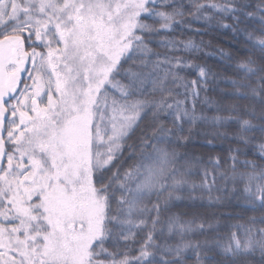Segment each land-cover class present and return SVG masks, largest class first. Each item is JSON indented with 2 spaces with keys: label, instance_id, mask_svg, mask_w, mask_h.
Segmentation results:
<instances>
[{
  "label": "snow or ice",
  "instance_id": "6c2138e0",
  "mask_svg": "<svg viewBox=\"0 0 264 264\" xmlns=\"http://www.w3.org/2000/svg\"><path fill=\"white\" fill-rule=\"evenodd\" d=\"M257 256L264 0H0V264Z\"/></svg>",
  "mask_w": 264,
  "mask_h": 264
},
{
  "label": "trees",
  "instance_id": "16d2710c",
  "mask_svg": "<svg viewBox=\"0 0 264 264\" xmlns=\"http://www.w3.org/2000/svg\"><path fill=\"white\" fill-rule=\"evenodd\" d=\"M225 35H227V33L225 32ZM209 38V37H206ZM214 42H219L221 43L222 46L226 47V48H234L236 47V45L231 44V42L224 40L222 37H217L216 41ZM241 55H244L243 52H241ZM207 63L212 64V65H219L220 61L217 57L214 56H210L207 58ZM230 75H235V73H229ZM218 87H223V88H230V85L225 84V83H221ZM218 91H212L209 93V95H216V92ZM217 99H219V96H216ZM212 114V110H209V115ZM235 127V125H231L229 130H232V128ZM189 150H196L199 152H208V151H213V152H217V153H223L226 152L227 147H228V143L227 142H223V143H219L216 142L214 144V146H207L204 144V141L202 138H197L195 139L192 144H190L189 146ZM251 158V157H249ZM184 202H180L178 208L176 209V211H179L181 208H183ZM217 211L219 212H223L226 215L223 217H220V219L224 222L227 223L229 221V217L227 216L228 213H232L233 217L236 218V214L241 212V207L239 206V203L237 201H233L232 204L230 206H226V207H222L217 209ZM252 213H248V215H251ZM234 222V219L233 221ZM226 228H221V231L224 232L226 231ZM135 254V253H133ZM258 259V256L256 258L253 259V264H255V260ZM189 264H191V258L189 259Z\"/></svg>",
  "mask_w": 264,
  "mask_h": 264
}]
</instances>
